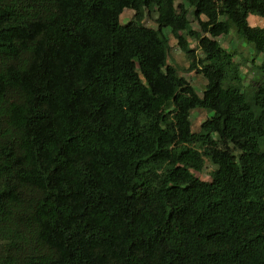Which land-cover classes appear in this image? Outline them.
Segmentation results:
<instances>
[{
	"label": "trees",
	"instance_id": "16d2710c",
	"mask_svg": "<svg viewBox=\"0 0 264 264\" xmlns=\"http://www.w3.org/2000/svg\"><path fill=\"white\" fill-rule=\"evenodd\" d=\"M249 14L264 0H0V264H264V58L245 85L217 39L264 54Z\"/></svg>",
	"mask_w": 264,
	"mask_h": 264
},
{
	"label": "rangeland",
	"instance_id": "374dc122",
	"mask_svg": "<svg viewBox=\"0 0 264 264\" xmlns=\"http://www.w3.org/2000/svg\"><path fill=\"white\" fill-rule=\"evenodd\" d=\"M133 15V11L131 9H125L120 15V22L122 24L127 23L131 20ZM155 13L151 12L147 14L144 19V24L147 27L157 28V23L154 21ZM226 20L225 17H222ZM189 19H191V24L194 29H199L198 23L192 18L191 13H189ZM227 24L229 21L226 20ZM248 22L250 25H263L264 20L256 15L249 14ZM164 34L167 36L169 45H170V53L168 57V62L177 66L179 75L184 76L187 81L196 89L199 95L202 94L204 84L206 82L204 76L199 70L189 69V61L186 57L185 53L181 50L180 45L175 38L169 28H163ZM217 39L220 41L222 47L230 52L234 53V60L236 62L241 63V74L243 78V83L247 85L251 82L252 79L258 76L257 69L255 64H259L261 59L264 58V54H260L258 57H254V54L251 48L245 43V41L238 37L235 29L229 26V33L227 35L219 36ZM187 40L190 42L191 47L197 46V41L188 36ZM197 53L200 54V50L197 49ZM211 113L207 112L204 109L197 108L191 111V123L192 129L198 130V126L200 122L209 116ZM259 146L264 150V137L259 140ZM216 166L205 159V164L202 172L198 173L201 179L210 180V171L215 169Z\"/></svg>",
	"mask_w": 264,
	"mask_h": 264
}]
</instances>
